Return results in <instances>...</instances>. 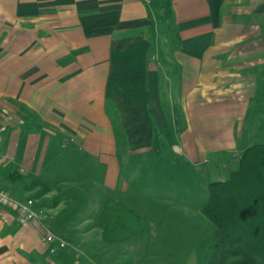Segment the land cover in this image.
<instances>
[{"label": "crops", "instance_id": "crops-1", "mask_svg": "<svg viewBox=\"0 0 264 264\" xmlns=\"http://www.w3.org/2000/svg\"><path fill=\"white\" fill-rule=\"evenodd\" d=\"M170 6L167 19L161 0H0V187L18 202L39 186L25 178L49 187L46 214L26 222L0 203V264H88L82 246L107 242L90 218L74 221L80 202L63 185L79 179L72 170L102 166L88 180L109 189L120 149L149 148L161 131L198 161L264 129V0ZM27 118L42 130L25 131Z\"/></svg>", "mask_w": 264, "mask_h": 264}, {"label": "rangeland", "instance_id": "rangeland-1", "mask_svg": "<svg viewBox=\"0 0 264 264\" xmlns=\"http://www.w3.org/2000/svg\"><path fill=\"white\" fill-rule=\"evenodd\" d=\"M161 23L158 17V29L152 40L163 49L170 37ZM250 136L242 146L225 151L208 150L194 161L182 153L175 133L161 131L149 148L131 153L120 149V176L116 186L109 189L88 180L102 176V166L92 174L87 171L90 166H82L85 172L79 176L81 172L72 170V175L82 180L75 179L63 185L75 194L71 197L73 202H80L75 222L87 217L90 218L86 221L88 228L100 227L96 210L107 201L118 200L140 212L143 226L142 233L125 241L87 243L82 247L90 258L83 256V259L88 264H99V260L101 264H108L111 259L109 264H209L207 238L213 225L202 212L208 182L227 178L230 170L237 168L242 151L253 143L264 141V129ZM39 188L24 198L35 200V209L39 215H45L38 203ZM114 195L118 198L113 199ZM62 222L67 224L65 220ZM234 260L229 258L224 264H234Z\"/></svg>", "mask_w": 264, "mask_h": 264}, {"label": "trees", "instance_id": "trees-1", "mask_svg": "<svg viewBox=\"0 0 264 264\" xmlns=\"http://www.w3.org/2000/svg\"><path fill=\"white\" fill-rule=\"evenodd\" d=\"M161 8L169 19L170 0H161ZM22 128L42 130L30 118L24 120ZM10 174L24 176L17 170ZM30 177L29 187L40 186L37 195L49 189L36 176ZM202 212L213 225L207 238L209 264H224L229 258H235L234 264H264V141L247 146L227 178L208 182ZM96 221L107 242L125 241L143 231L140 212L118 200L100 206Z\"/></svg>", "mask_w": 264, "mask_h": 264}, {"label": "built area", "instance_id": "built-area-1", "mask_svg": "<svg viewBox=\"0 0 264 264\" xmlns=\"http://www.w3.org/2000/svg\"><path fill=\"white\" fill-rule=\"evenodd\" d=\"M0 203L15 206L17 209L18 217L24 222L31 220L39 215L38 210L34 208V200L32 198H27L23 202H18L12 197H10L8 195V192L1 187ZM43 237L47 242H54L56 239H58L59 246H63L65 244L62 239L57 238V236L53 234L50 230L44 231ZM51 250H54V246L51 248Z\"/></svg>", "mask_w": 264, "mask_h": 264}]
</instances>
